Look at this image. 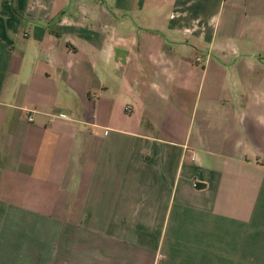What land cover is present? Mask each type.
<instances>
[{
  "label": "crops",
  "instance_id": "0c3cea01",
  "mask_svg": "<svg viewBox=\"0 0 264 264\" xmlns=\"http://www.w3.org/2000/svg\"><path fill=\"white\" fill-rule=\"evenodd\" d=\"M0 264H264V0H0Z\"/></svg>",
  "mask_w": 264,
  "mask_h": 264
},
{
  "label": "built area",
  "instance_id": "2783aa9c",
  "mask_svg": "<svg viewBox=\"0 0 264 264\" xmlns=\"http://www.w3.org/2000/svg\"><path fill=\"white\" fill-rule=\"evenodd\" d=\"M195 60H196L197 62H201L202 58H201L200 56H197V57L195 58ZM27 119H28V120H32V119H33V115H32V114H28V115H27Z\"/></svg>",
  "mask_w": 264,
  "mask_h": 264
}]
</instances>
